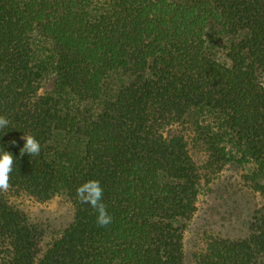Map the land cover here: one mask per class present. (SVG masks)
<instances>
[{
	"label": "trees",
	"instance_id": "1",
	"mask_svg": "<svg viewBox=\"0 0 264 264\" xmlns=\"http://www.w3.org/2000/svg\"><path fill=\"white\" fill-rule=\"evenodd\" d=\"M0 116L15 157L0 264H188L205 183L230 163L264 170V0H0ZM24 134L38 156H20ZM88 180L107 227L77 199ZM250 184V233L208 238L196 264H264V180ZM60 195L61 228L14 200Z\"/></svg>",
	"mask_w": 264,
	"mask_h": 264
},
{
	"label": "rangeland",
	"instance_id": "2",
	"mask_svg": "<svg viewBox=\"0 0 264 264\" xmlns=\"http://www.w3.org/2000/svg\"><path fill=\"white\" fill-rule=\"evenodd\" d=\"M109 92H113V78ZM264 180V170L252 162L230 163L206 182L197 201V209L185 232L188 264H196L194 255L206 246L212 236L245 237L261 203L260 194L251 186L253 180ZM30 217L61 228L73 218V208L64 196L46 202L28 196L14 197Z\"/></svg>",
	"mask_w": 264,
	"mask_h": 264
},
{
	"label": "clouds",
	"instance_id": "3",
	"mask_svg": "<svg viewBox=\"0 0 264 264\" xmlns=\"http://www.w3.org/2000/svg\"><path fill=\"white\" fill-rule=\"evenodd\" d=\"M10 121L0 116V129L9 125ZM22 139L25 141L20 148V156L28 154L30 157L38 156L41 151L39 141L31 134H24ZM16 144V141H12ZM15 162L14 155L9 151L0 152V192H7L11 187V173ZM77 199L81 204L90 205L96 213V223L100 227H107L112 223L113 217L109 214L106 204L103 202L104 189L99 180H88L76 189Z\"/></svg>",
	"mask_w": 264,
	"mask_h": 264
}]
</instances>
